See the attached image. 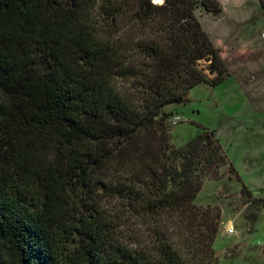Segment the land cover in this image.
<instances>
[{
	"label": "trees",
	"instance_id": "obj_1",
	"mask_svg": "<svg viewBox=\"0 0 264 264\" xmlns=\"http://www.w3.org/2000/svg\"><path fill=\"white\" fill-rule=\"evenodd\" d=\"M155 1L0 0V264H218L193 200L226 165L255 222L215 133L175 148L164 111L230 77L195 15L221 5Z\"/></svg>",
	"mask_w": 264,
	"mask_h": 264
},
{
	"label": "rangeland",
	"instance_id": "obj_2",
	"mask_svg": "<svg viewBox=\"0 0 264 264\" xmlns=\"http://www.w3.org/2000/svg\"><path fill=\"white\" fill-rule=\"evenodd\" d=\"M219 1L224 5L222 14L214 16L198 4L195 15L199 21L207 13L201 24L218 31L220 45L215 47L230 77L213 88L199 84L189 91L186 102L165 106L164 111L171 113L169 142L180 148L203 131H213L242 182L262 193L256 197H263L264 9L260 0ZM218 173V180L202 178V188L193 200L197 207L220 209V231L213 244L218 264H264V206L251 226L246 216L256 206L241 194V184L228 165ZM103 206L112 212L113 202ZM230 226L232 235L226 232Z\"/></svg>",
	"mask_w": 264,
	"mask_h": 264
},
{
	"label": "crops",
	"instance_id": "obj_3",
	"mask_svg": "<svg viewBox=\"0 0 264 264\" xmlns=\"http://www.w3.org/2000/svg\"><path fill=\"white\" fill-rule=\"evenodd\" d=\"M217 1V0H216ZM218 2H219V4L221 5V8H222V10H221V13L220 14H222L223 13V9H224V5H223V3L222 2H220L219 0H218ZM208 13V12H207ZM207 13H205V14H207ZM205 14H203L202 15V17L201 18H199V22L201 21V19L202 18H204V15ZM219 14V15H220ZM200 24H201V22H200ZM201 26L203 27V29H205V32L208 34V36L210 37V39H211V41L213 42V44L215 45V46H219L220 45V43L218 42V36L217 35H219V33H217L211 26H208V27H205L204 25H203V23L201 24ZM231 34V33H230ZM227 36H230V35H227ZM227 38V37H226ZM242 45H246V42H245V44H242ZM248 189L253 193V195H261L262 193H260V192H258V190H256L257 188H252V187H250V186H248ZM261 191H263L264 190V188H262V189H260Z\"/></svg>",
	"mask_w": 264,
	"mask_h": 264
},
{
	"label": "built area",
	"instance_id": "obj_4",
	"mask_svg": "<svg viewBox=\"0 0 264 264\" xmlns=\"http://www.w3.org/2000/svg\"><path fill=\"white\" fill-rule=\"evenodd\" d=\"M176 120H178V118H176ZM226 232H227V234H229V235L234 234V229H233V227L230 226V227L226 228Z\"/></svg>",
	"mask_w": 264,
	"mask_h": 264
},
{
	"label": "snow or ice",
	"instance_id": "obj_5",
	"mask_svg": "<svg viewBox=\"0 0 264 264\" xmlns=\"http://www.w3.org/2000/svg\"><path fill=\"white\" fill-rule=\"evenodd\" d=\"M156 2H161V0H156Z\"/></svg>",
	"mask_w": 264,
	"mask_h": 264
},
{
	"label": "bare ground",
	"instance_id": "obj_6",
	"mask_svg": "<svg viewBox=\"0 0 264 264\" xmlns=\"http://www.w3.org/2000/svg\"><path fill=\"white\" fill-rule=\"evenodd\" d=\"M156 2V1H155Z\"/></svg>",
	"mask_w": 264,
	"mask_h": 264
}]
</instances>
